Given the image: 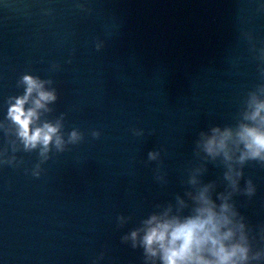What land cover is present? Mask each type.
Instances as JSON below:
<instances>
[{
    "label": "water",
    "instance_id": "obj_1",
    "mask_svg": "<svg viewBox=\"0 0 264 264\" xmlns=\"http://www.w3.org/2000/svg\"><path fill=\"white\" fill-rule=\"evenodd\" d=\"M25 74L57 93L40 123L60 121L64 144L46 158L7 119ZM253 97L264 100V0H0V264H152L131 233L169 208L193 214L206 185L217 204L231 193L264 253V162L236 164L233 191L199 144L251 123Z\"/></svg>",
    "mask_w": 264,
    "mask_h": 264
},
{
    "label": "clouds",
    "instance_id": "obj_2",
    "mask_svg": "<svg viewBox=\"0 0 264 264\" xmlns=\"http://www.w3.org/2000/svg\"><path fill=\"white\" fill-rule=\"evenodd\" d=\"M22 83L24 94L10 99L7 119L15 125V134L24 150L39 148L41 156L46 158L53 145L62 149L64 144L60 121L40 123L43 112L50 111L49 104L57 100V93L46 87L49 81L31 74H25ZM250 109L244 119L251 123H242L235 130L212 128L210 134L202 133L199 142L207 156L222 158L227 164L225 178L233 191H239L243 177V171L236 168V164L242 166L249 160L264 162V100L253 97ZM80 138L78 131H72L71 142ZM156 156V153H150L152 159ZM34 174L39 176V171ZM191 183H197L195 176ZM211 187L204 186L193 197L196 207L191 215H174L169 208L150 216L141 229L131 233L133 246L137 243L142 246L152 264H155L154 258H158L160 264H251L253 260H260L264 253L252 254L247 225L230 203L231 193L221 194L222 202L217 204L210 194ZM244 191L249 196L255 194L251 180Z\"/></svg>",
    "mask_w": 264,
    "mask_h": 264
}]
</instances>
